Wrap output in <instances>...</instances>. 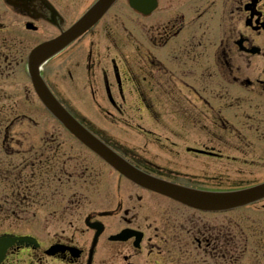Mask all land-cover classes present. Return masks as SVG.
I'll return each instance as SVG.
<instances>
[{
	"label": "flooded vegetation",
	"instance_id": "1",
	"mask_svg": "<svg viewBox=\"0 0 264 264\" xmlns=\"http://www.w3.org/2000/svg\"><path fill=\"white\" fill-rule=\"evenodd\" d=\"M98 1L0 0V264H264V199L205 210L147 189L43 105L29 52ZM41 76L156 180L264 183V0H115Z\"/></svg>",
	"mask_w": 264,
	"mask_h": 264
},
{
	"label": "water",
	"instance_id": "2",
	"mask_svg": "<svg viewBox=\"0 0 264 264\" xmlns=\"http://www.w3.org/2000/svg\"><path fill=\"white\" fill-rule=\"evenodd\" d=\"M114 0H103L97 7L93 8L85 15L81 21L76 23L71 29L65 32L59 38L45 43L40 46L32 55L31 60L40 64L47 60L53 54H56L61 49L65 48L81 36L84 31L97 20L99 17L98 13L100 10L106 8L107 4ZM32 64V62H31ZM38 64L36 66H38ZM35 86L38 93L46 105V107L76 136H78L83 142H85L92 149L97 151L103 157H105L111 164H113L117 169L125 172L127 175L131 176L140 181L142 179V184L154 188L155 190H162L155 184L150 183L144 177H142L139 172L134 170L125 164L112 150L105 146L98 138L92 135L85 127H83L78 121H76L71 114L62 106V104L54 97L50 92L38 72H33L32 74ZM173 196V192L168 191ZM167 193V194H169ZM264 197V184L258 187L244 190L240 192L230 193L222 195L219 200L209 201V200H198L195 198L184 197L183 200L189 202L190 204L205 206L210 208H232L238 207L245 204L255 202Z\"/></svg>",
	"mask_w": 264,
	"mask_h": 264
},
{
	"label": "rangeland",
	"instance_id": "3",
	"mask_svg": "<svg viewBox=\"0 0 264 264\" xmlns=\"http://www.w3.org/2000/svg\"><path fill=\"white\" fill-rule=\"evenodd\" d=\"M76 106L80 111L90 116H93L95 114V111H98L96 105H92V104L90 105L89 104H77ZM48 124H50V127L54 126L53 122L50 120L48 121Z\"/></svg>",
	"mask_w": 264,
	"mask_h": 264
}]
</instances>
